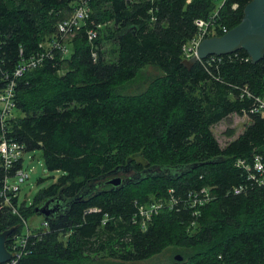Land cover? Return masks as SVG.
I'll list each match as a JSON object with an SVG mask.
<instances>
[{
    "label": "trees",
    "instance_id": "trees-1",
    "mask_svg": "<svg viewBox=\"0 0 264 264\" xmlns=\"http://www.w3.org/2000/svg\"><path fill=\"white\" fill-rule=\"evenodd\" d=\"M79 1L0 0V93L6 76L42 51ZM217 1L91 0L90 19L75 31L71 53H57L16 80L18 115L6 121L7 138L25 152L41 151L48 171L62 175L31 208L18 207L14 197L16 214L1 195L8 172L0 155V233L12 231L8 251L36 207L50 198L74 199L128 164L135 172L197 165L174 179L150 175L117 191L100 187L68 214L47 219L49 228L30 237V254L16 264H90L101 252L139 262L167 247L191 250L170 264H264V186L242 195L233 191L247 183L236 162L264 156V116L252 112L264 99V58L253 63L240 50L191 69L184 65L183 48L198 33L195 21L211 16ZM252 1L226 0L210 38L223 36L222 27L238 26ZM97 25L102 29L90 42L88 32ZM64 64L69 67L60 75ZM148 66L163 75L142 93L124 94ZM232 115H248L251 123L222 148L212 128ZM203 188L214 199L194 216L183 201ZM170 190L180 199L173 207ZM152 196L163 199L164 208L142 231L133 219Z\"/></svg>",
    "mask_w": 264,
    "mask_h": 264
},
{
    "label": "built area",
    "instance_id": "built-area-1",
    "mask_svg": "<svg viewBox=\"0 0 264 264\" xmlns=\"http://www.w3.org/2000/svg\"><path fill=\"white\" fill-rule=\"evenodd\" d=\"M219 1V0H218ZM91 0H80L75 7L73 15L61 22L58 25L57 34L50 40L41 45L42 51L37 55L31 57L28 60L23 61L12 75L6 76L7 85L3 92L0 93V127L2 130L0 138V155L3 160V166L8 174L5 177L4 189L2 197L5 199V205L12 208L13 212L18 214L17 209L12 204V199L17 196L19 186L10 185V179L12 177L18 178V183H25L29 179V175L21 168L15 171L14 175L10 173L15 169L16 165L23 159L25 153L23 145L19 142L10 140L7 138L6 121L14 116L16 111L15 103V88L16 80L25 73L34 70L44 64L49 58H54L57 53H62L63 56L70 54L69 46L63 43L65 37L74 34L76 30L80 29L91 16ZM191 0H187L190 3ZM226 0L218 7V9L206 19H197L195 25L197 27V35L190 40L183 48L186 60L191 59L197 54L200 44L210 35L215 33L217 28L216 17L220 9L225 4ZM238 5H234L233 9L236 10ZM101 25H97L96 29H91L88 32V38L90 42H94L97 39ZM224 34L228 32L225 27H222ZM96 57V54H94ZM214 57V56H212ZM259 106L255 108L253 113H260L264 116V99H258ZM23 166V165H22ZM236 166L244 169L246 176V184H242L234 188V194L242 195L247 194L249 190L255 187L264 186V156L261 154L254 155L252 161L238 160ZM172 196V207L179 204V198L174 195V190H170ZM214 199L211 191L208 188H203L198 192H191L188 198L183 201V204L188 205L193 210L194 216L200 215V209ZM137 205V203H136ZM164 208L163 200L159 204L151 203L148 205H139L138 214L134 217L133 221L139 225L142 231H146L149 224L155 216H157ZM27 225V222H25ZM105 224V222H104ZM44 231L49 228L48 221L43 223ZM43 230V229H42ZM32 236L31 231L27 227L26 233L21 237H16L14 242L10 245V254L12 256L11 261L7 264H16L23 256L30 254L28 249L29 239Z\"/></svg>",
    "mask_w": 264,
    "mask_h": 264
},
{
    "label": "water",
    "instance_id": "water-1",
    "mask_svg": "<svg viewBox=\"0 0 264 264\" xmlns=\"http://www.w3.org/2000/svg\"><path fill=\"white\" fill-rule=\"evenodd\" d=\"M245 50L249 53L253 63L261 64L264 58V0H253L247 5L244 11L242 22L228 31L221 37H212L205 39L199 46L197 54L189 60L184 61V65L191 69L197 62L208 59L211 56L221 57ZM197 165L187 166L185 168L162 169L152 167L142 172H135L131 165L122 168H116L113 172L104 177H113L112 179L100 184L94 181L90 184L81 195L74 199L66 200L63 196H57L44 201L36 207V214L44 217V220L55 219L69 213L71 206L79 200L93 194H98L100 187L111 185L112 191L122 189L129 184L138 183L141 180L152 175L155 177L165 176L168 178H178L187 174ZM120 175H125L123 179ZM105 181V180H104ZM12 231L0 233V262L8 263L12 256L6 248V239ZM178 262L183 261V257L178 255L175 257Z\"/></svg>",
    "mask_w": 264,
    "mask_h": 264
},
{
    "label": "rangeland",
    "instance_id": "rangeland-1",
    "mask_svg": "<svg viewBox=\"0 0 264 264\" xmlns=\"http://www.w3.org/2000/svg\"><path fill=\"white\" fill-rule=\"evenodd\" d=\"M224 0L217 1V5L220 6ZM70 16V14L68 15ZM72 16V15H71ZM70 16V17H71ZM69 17V18H70ZM102 29V28H101ZM100 29V30H101ZM103 32V30H102ZM76 35L71 34L64 38L63 43L69 45ZM52 40V39H51ZM50 40V41H51ZM71 46H69L70 49ZM71 53V49H70ZM69 64H64L60 72V75L66 73V69ZM163 72L156 67H146L142 69L139 76L135 81L126 85L123 89L124 94H139L147 90L149 85L158 77H161ZM1 107V103H0ZM15 115L18 113L15 111ZM251 123V119L248 115H232L228 119L220 122L212 128V131L218 140L222 148L227 147L230 143L241 137L245 129ZM233 131V136H229L228 132ZM22 169L29 175V179L25 183H18L17 177L10 179V185L19 186L18 196V207L25 205L27 208H31L34 204L36 197L41 191L49 188L53 185L59 177L62 175L61 172H50L46 168L42 152L39 150L25 152L23 154ZM152 201L149 203L159 204L163 199L152 196ZM148 205V204H146ZM45 222L44 217L40 215L32 216L28 219L27 225H24L23 231L26 233L27 227L31 231L32 236L37 233L38 230H44L43 223ZM191 253V250H186L182 247H167L161 253L154 255L153 257L139 262H124L118 259L106 257L105 253L101 252L98 255H91L92 261L90 264H170L178 262L175 257L180 255L183 259Z\"/></svg>",
    "mask_w": 264,
    "mask_h": 264
},
{
    "label": "flooded vegetation",
    "instance_id": "flooded-vegetation-1",
    "mask_svg": "<svg viewBox=\"0 0 264 264\" xmlns=\"http://www.w3.org/2000/svg\"><path fill=\"white\" fill-rule=\"evenodd\" d=\"M120 176H121L123 179H125V178H126V176H125V175H120ZM113 177H114V176H113ZM113 177H110V178H108V179H107V181H108V180H110V179H112ZM108 186L112 187L111 185H108Z\"/></svg>",
    "mask_w": 264,
    "mask_h": 264
}]
</instances>
